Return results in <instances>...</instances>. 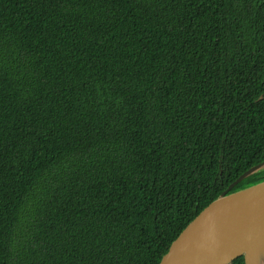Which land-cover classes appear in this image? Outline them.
Wrapping results in <instances>:
<instances>
[{
	"label": "trees",
	"instance_id": "1",
	"mask_svg": "<svg viewBox=\"0 0 264 264\" xmlns=\"http://www.w3.org/2000/svg\"><path fill=\"white\" fill-rule=\"evenodd\" d=\"M261 163L264 0H0V264H160Z\"/></svg>",
	"mask_w": 264,
	"mask_h": 264
},
{
	"label": "water",
	"instance_id": "2",
	"mask_svg": "<svg viewBox=\"0 0 264 264\" xmlns=\"http://www.w3.org/2000/svg\"><path fill=\"white\" fill-rule=\"evenodd\" d=\"M264 169L239 177L173 242L160 264H264V182L230 193Z\"/></svg>",
	"mask_w": 264,
	"mask_h": 264
}]
</instances>
